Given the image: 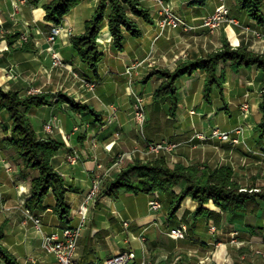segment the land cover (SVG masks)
<instances>
[{
  "label": "crops",
  "instance_id": "obj_1",
  "mask_svg": "<svg viewBox=\"0 0 264 264\" xmlns=\"http://www.w3.org/2000/svg\"><path fill=\"white\" fill-rule=\"evenodd\" d=\"M50 1L27 0L15 11L14 0H0V88L4 92L17 91L22 95L30 90L39 94H65L76 103L89 106L100 116L98 119L88 111L75 110L68 103L54 104V101L27 112L40 138L61 145L51 164L67 188L65 201L72 211L68 226L75 227L80 223L76 212L93 182L98 180L102 189L130 161H119L121 154L137 149L136 158L145 160V140L133 120L134 96L129 91L146 101L147 138L168 139L176 145L171 153L159 156L167 157L173 164L202 165L212 169L229 166L242 186L264 183V133L257 129L264 73L254 66L238 72L226 66L225 82L221 89L213 88L209 103L203 99V72L181 78L177 81L179 93L187 95L181 99L174 116L168 114L166 103L152 99L162 79L155 75L147 79L153 70L173 71L180 62L221 47L225 39L234 45L242 44L252 51L264 53V25L257 24L240 9L237 0H224V3L238 24H223L213 34L200 25L203 18L214 12L219 0H139L149 11L152 23L135 18L142 36L135 39L125 33L121 50L113 47L105 24L97 37L102 58L96 74L75 54L71 36L83 32L98 0H79V4L63 17L60 23L63 32L54 44L47 40L52 23L44 20L42 7ZM258 1L264 17V0ZM164 5L195 29L185 32L166 28L160 32L157 20ZM256 33L262 36L261 40ZM15 35L17 38H11ZM6 37H10V46ZM53 52L62 65H53ZM128 68L130 74L126 72ZM91 82H97L94 90H89L86 85ZM243 103L248 106L245 118L242 116L243 107L241 109ZM191 111L194 112L192 115ZM212 121L221 131L232 134L234 129L243 126L242 141L230 145L210 138L208 125ZM48 124H51V131L46 129ZM11 125L8 114L0 112L2 244L19 264H58L53 255L43 250L42 235L25 216V204L31 197L27 180L33 173L21 169L17 154L5 146V140L14 138ZM200 132L208 137L206 141L198 138ZM72 153L78 156L73 165L66 158ZM9 168L11 172L7 171ZM151 199L159 198L122 193L113 200L98 195L88 205L74 260L101 264L116 253L129 249L136 255L133 264H193L196 258L206 259L215 245V238L224 240L227 233L237 232L240 240L250 245L264 242V205L252 215L255 218L253 224L248 222L245 213L224 214L218 225L220 235H215L209 222L216 217L194 219L192 214L197 204L191 199L186 198L185 204L171 219L164 208L157 213L150 211L148 202ZM54 205L55 200L49 194L32 210L34 215L41 217L45 234L61 230ZM204 209L219 212L212 205H205ZM180 225L187 227L188 237L184 240L170 238L169 230ZM141 237L145 238L144 242L140 241ZM217 257L223 260L224 251ZM254 260L260 263L257 258ZM0 264L5 263L0 259Z\"/></svg>",
  "mask_w": 264,
  "mask_h": 264
},
{
  "label": "trees",
  "instance_id": "obj_2",
  "mask_svg": "<svg viewBox=\"0 0 264 264\" xmlns=\"http://www.w3.org/2000/svg\"><path fill=\"white\" fill-rule=\"evenodd\" d=\"M237 1L240 9L246 11L251 19L259 25H264V17L258 0ZM78 4L79 0H51L42 6L45 11L44 20L60 24L63 17ZM130 15L152 23L149 11L143 8L138 0H99L95 13L84 24L83 34L71 37L75 54L94 74L97 72L102 57L98 50L97 37L106 22L112 36L113 47L117 50H121L124 46V30L133 38L141 36L140 29ZM11 38L15 39L17 35ZM6 39L10 46V37ZM226 66L234 72L254 66L264 73V55L251 52L245 46L234 48L228 41H224L218 50L182 62L173 71L163 69L152 72L147 79L152 75H158L164 80L154 91L153 101L166 103L168 114L174 116L181 102L177 81L183 77H191L197 71H202L204 73V100L209 103L213 88L221 89L225 82ZM261 96L262 101L259 106L261 122L258 127L264 131V83ZM50 98L56 99L55 104L68 103L75 110L88 111L95 118L100 117L89 106L76 103L65 94L22 95L17 91L4 92L1 88L0 112L5 111L8 114L14 135L13 139L5 140V146L17 154L21 169L36 172L28 180L31 197L25 204L26 208L32 211L43 203L49 194L52 195L55 200L53 210L59 218L61 229H64L70 227L68 226L70 209L65 201L67 188L64 179L51 164L53 156L60 150L61 145L54 140L40 138L27 117L29 109L49 104ZM97 122L101 123L100 120ZM175 187L179 188L178 193L173 191ZM122 193L166 196L170 219L175 217L181 202L186 197H190L198 205L193 212L194 219L211 218L216 215L215 212L202 208L208 203H213L229 216L247 213L253 204L257 205L256 210L264 205V190L241 191L229 167L200 169L194 165H170L164 157L151 161L135 160L127 163L113 181L104 185L100 196L116 200ZM3 238V231L0 228V259L5 264H19L2 244Z\"/></svg>",
  "mask_w": 264,
  "mask_h": 264
},
{
  "label": "built area",
  "instance_id": "obj_3",
  "mask_svg": "<svg viewBox=\"0 0 264 264\" xmlns=\"http://www.w3.org/2000/svg\"><path fill=\"white\" fill-rule=\"evenodd\" d=\"M13 7L15 11L18 10L19 5L24 4L27 0H14ZM220 4L215 8L214 12L202 19L201 27L206 29L209 33L213 34L222 24L236 25L238 24L237 19L231 15L229 8L225 5L224 0H219ZM157 28L160 32H163L166 28L179 29L185 32H190L195 29L194 26L189 25L180 17L175 15L171 8L168 5H164L160 12V19L157 22ZM63 32L61 24L52 23L47 35V40L49 43L54 44L57 38ZM259 35V34H257ZM53 65L60 66L62 65L61 60L55 52L52 54ZM131 69L128 68L126 72L130 74ZM89 90L95 89V84L93 82L86 83ZM28 94L37 93L36 90H30ZM129 94L134 96L133 103V120L139 130L140 135L143 137L144 126H145V108L143 103V98L139 95L134 94L132 91H129ZM247 106L244 105L243 109H246ZM193 113V112H191ZM46 129L51 131V124L46 125ZM236 137L232 138L230 132L220 131L217 127L211 130V137L217 138L221 142L225 143H239L238 135L241 134L240 129L238 128L235 132ZM144 139V137H143ZM174 144H169L167 141H161L156 144H150V151L159 152L163 149H172ZM134 152V151H133ZM123 154L118 160L122 161L124 159ZM67 161L70 164H75L78 161V156L76 153L68 154ZM7 171L11 172L12 169L9 168ZM99 181L95 180L92 184V187L86 197L83 199L81 205L77 210V215L80 218V223L75 227H67L59 231L52 232L50 234L43 233L42 221L41 218L37 215H34L29 209L25 208L24 213L27 219L32 221L35 230L42 235V248L43 250L55 257L58 264H99L96 262L88 263H78L74 260V254L77 248V242L81 235L82 227L86 220L87 209L89 203L95 199L99 193ZM149 210L152 212H158L161 209V203L156 199H151L148 202ZM124 226H127V223H124ZM211 231H214V227L210 228ZM168 236L175 240H184L188 237L187 227L185 225H180L176 228H172L168 232ZM141 242L145 241V238H140ZM135 252L132 250H123L115 255L111 256L109 259H106L101 264H133L135 260Z\"/></svg>",
  "mask_w": 264,
  "mask_h": 264
},
{
  "label": "rangeland",
  "instance_id": "obj_4",
  "mask_svg": "<svg viewBox=\"0 0 264 264\" xmlns=\"http://www.w3.org/2000/svg\"><path fill=\"white\" fill-rule=\"evenodd\" d=\"M139 1V0H138ZM98 2H99V0H98ZM139 3L142 5V3L139 1ZM97 6H98V3H97ZM142 7L143 8H145L143 5H142ZM97 8V7H96ZM146 9V8H145ZM95 13V12H94ZM130 18L133 20V22L134 23H136V25L138 26V28H139V25L137 24V22L135 21V18H140V17H137V16H134V15H130ZM91 19V18H90ZM141 19V18H140ZM160 19V18H159ZM158 19V20H159ZM143 20V19H142ZM158 20H157V22H158ZM88 21V20H87ZM144 21V20H143ZM145 22V21H144ZM145 23H147V22H145ZM106 24V26L108 27V25H107V22L105 23ZM223 25V24H222ZM221 25V26H222ZM228 25V24H227ZM220 26V27H221ZM219 27V28H220ZM219 28L217 29V30H219ZM140 29V28H139ZM216 30V31H217ZM140 31H141V29H140ZM215 31V32H216ZM83 32H84V30H83ZM83 32L81 33V34H83ZM214 32V33H215ZM68 33H70L69 31H68ZM125 33H128L127 31H123V36H124V34ZM129 34V33H128ZM256 34H259V33H256ZM78 35H80V34H78ZM130 35V34H129ZM141 36H142V31H141ZM140 36V37H141ZM72 37V36H71ZM139 37V38H140ZM257 37H259V39L261 40L262 39V36L259 34V35H257ZM133 38V37H132ZM135 39H138V38H135ZM224 41H228V43L232 46V47H234V48H236V47H239V46H245V45H234V44H232L231 42H230V40L229 39H225ZM223 41V42H224ZM124 42H125V38H124ZM111 43H113V40H112V36H111ZM98 45V44H97ZM113 45V44H112ZM222 45H223V43H222ZM222 47V46H221ZM221 47H219V48H221ZM249 51H251V52H254V53H258V54H262V55H264V53H259V52H255V51H252V50H250L247 46H245ZM219 48H217V49H215V50H218ZM98 50H99V46H98ZM215 50H213V51H215ZM213 51H211V52H213ZM100 52V51H99ZM210 52H208L207 54H209ZM207 54H205V55H207ZM102 55V54H101ZM205 55H203V56H205ZM199 57H201V56H199ZM102 58V57H101ZM197 58V57H196ZM195 59V58H194ZM187 60H191V59H187ZM187 60H185V61H187ZM185 61H183V62H185ZM180 63H182V62H180ZM179 63V64H180ZM178 64V65H179ZM177 65V66H178ZM176 66V67H177ZM156 70H163V69H156ZM156 70H153L152 72H154V71H156ZM165 70H168V69H165ZM152 72L148 75V77H150V75L152 74ZM198 72V71H197ZM197 72H195L194 74H196ZM202 72V71H201ZM194 74L191 76V77H193L194 76ZM204 74V73H203ZM152 76H154V75H152ZM151 76V77H152ZM155 76H158V75H155ZM204 76V75H203ZM159 77V76H158ZM159 78H161V77H159ZM183 78H190V77H183ZM162 79V78H161ZM204 80V79H203ZM164 80L162 79V81H161V83L163 82ZM94 84H95V87L97 86V82H93ZM161 83H159V85L161 84ZM264 83V82H263ZM203 84H204V81H203ZM224 84V83H223ZM158 85V86H159ZM177 85V84H176ZM263 85V84H262ZM150 88L152 87V83H150ZM215 88V87H214ZM261 88H262V86H261ZM28 92V91H27ZM27 92H25V94L24 95H36V94H39V93H33V94H28ZM260 93H261V89H260ZM187 94L185 93V94H180V97H181V99L183 100V98L186 96ZM143 98V97H142ZM153 99V98H152ZM203 99H204V93H203ZM261 99H262V96H261ZM50 100V102L51 101H54V104H55V101H56V99L55 98H50L49 99ZM143 103H144V108H145V126H144V132H143V137H144V140H145V145H146V150H145V160H142V159H137L136 157H137V149H132V150H130V151H127L125 154V156H124V159H127V160H130V161H128L127 163H131V162H133V161H135V160H141V161H151V160H155V159H159V158H161V157H164L166 160H167V162L170 164V165H175V164H173V163H171V162H169V160L167 159V157H165V156H163V155H160L159 156V154H162V153H167V154H169V153H171L172 151H174L175 150V148H176V145H174V147L172 148V149H163V150H160L159 152H152V151H150V144H156V143H159V142H161V141H167L169 144H173V143H171L168 139H163V140H160V141H157V140H153V139H148L147 138V134H146V122H147V118H148V114H147V108H146V101H144V99H143ZM180 104V103H179ZM179 104H178V107H179ZM82 105V104H81ZM244 105H246L247 106V104H245V103H243L242 105H241V109H242V107L244 106ZM178 107H177V109H178ZM247 108H248V106H247ZM247 108L245 109V110H243L242 109V111L244 112L243 113V118H245L246 116H247ZM192 112V111H191ZM190 112V114L192 115L193 113H191ZM260 122H261V114H260V112H259V120H258V123H257V129L261 132V133H264V131L261 129V128H259L258 126H259V124H260ZM208 127L212 130V129H214L216 126L214 125V122L212 121L209 125H208ZM137 128V127H136ZM240 129V131H241V134L240 135H238V137H239V143H240V141H242L241 139L243 138L242 136H243V133H244V128H243V126H239V127H237L236 129H234L233 130V134L231 133V137L232 138H234V137H236L237 136V134L235 133L236 132V130L237 129ZM211 130H210V132H211ZM221 131V130H220ZM138 132H139V130H138ZM225 132V131H224ZM211 135V134H210ZM141 136V135H140ZM198 138L200 139V140H202V141H206L207 139H208V137H206L205 136V134L203 133V132H200L198 135ZM142 137V136H141ZM142 137V138H143ZM210 138H212L211 136H210ZM212 139H217V138H212ZM217 140H219V139H217ZM220 141V140H219ZM221 142V141H220ZM221 143H225V142H221ZM238 143V144H239ZM227 144H230V145H237V144H233V143H227ZM134 151V152H133ZM152 156L153 157H155V158H152ZM157 156V157H156ZM120 157H122V154L119 156V158ZM20 161V160H19ZM19 165H20V168H21V164L19 163ZM182 165H184V164H182ZM191 165H194V164H188V165H184V166H191ZM194 166H197L198 168H200V169H204V168H209V169H212V168H210V167H207V166H202V165H194ZM223 166H225V165H223ZM221 167V166H220ZM226 167H229V166H226ZM216 168H218V167H216ZM232 171H233V169L231 168V167H229ZM215 169V168H214ZM31 171V170H30ZM32 173H33V176L36 174V172H34V171H32ZM263 177V179H264V175L262 176ZM233 178H234V180L236 181V183L239 185V187H240V189H241V191H254V192H258V191H263L264 190V183H261V185H258V186H256V185H251V186H242L238 181H237V179H236V174H235V172L233 171ZM28 181V180H27ZM254 182H256V180L254 181ZM99 187H100V185H99ZM28 188H29V186H28ZM30 189V188H29ZM173 191L175 192V193H178L179 192V188H177V187H175L174 189H173ZM100 192H101V189H99V193H98V195H100ZM98 195L95 197V198H97L98 197ZM65 196H66V194H65ZM158 198L159 199H156V200H158L160 203H161V209L162 208H164L165 210H167V213H168V204H167V199H166V196H164V195H159L158 196ZM186 198H189V199H191L190 197H186ZM185 198V199H186ZM184 199V200H185ZM182 201L181 202V204H180V206H179V208L181 207V205H184L185 204V201ZM192 200V199H191ZM193 201V200H192ZM193 202H195V201H193ZM196 203V202H195ZM197 204V203H196ZM205 205H212V206H214L215 208H217L218 210H219V212H215V216H217L215 219H212V221H210L209 222V228H211V227H214V231H211V232H213V234H215V235H218L219 233H220V228L218 227V225H219V222H220V219L224 216V213H223V211L219 208V207H217V206H215L213 203H208V204H204L203 206H202V208H204V206ZM198 206V205H197ZM197 206H196V208H197ZM179 208H178V210H179ZM250 209L248 210V212L247 213H245L246 215H247V218H248V222L249 223H254L255 221V218H253L252 217V215H255V211H256V208H257V205H255V204H253V205H251L250 207H249ZM161 209L158 211V212H160L161 211ZM177 210V211H178ZM196 210V209H195ZM194 210V211H195ZM259 210V209H258ZM31 211V210H30ZM32 212V211H31ZM214 212V211H213ZM33 213V212H32ZM157 213V212H156ZM71 215H72V211L70 210V217H71ZM176 215V214H175ZM40 217V216H39ZM192 217H193V214H192ZM250 217V218H249ZM41 218V217H40ZM200 218H204V217H200ZM199 219V218H198ZM206 219H209V218H206ZM82 229H83V227H82ZM81 235H82V231H81ZM81 235H80V237H81ZM220 235V234H219ZM221 235H222V232H221ZM80 237H79V239H80ZM222 237V236H221ZM79 239H78V241H79ZM216 240H215V245H214V247H213V249H212V251L210 252V255L206 258V259H201V258H196L195 260H193L192 262H193V264H264V242H261V243H258L257 245L256 244H248V243H245V242H243V241H241L240 240V238H239V235H238V233L237 232H231V233H227L226 235H224V237H223V239L224 240H221V239H218V238H215ZM193 241H194V239H192ZM77 244H78V242H77ZM221 251H224V258H223V260L222 259H219L218 257H217V254L219 253V252H221ZM154 253V252H153ZM254 258L256 259H259L260 260V263H256V261L254 260Z\"/></svg>",
  "mask_w": 264,
  "mask_h": 264
}]
</instances>
